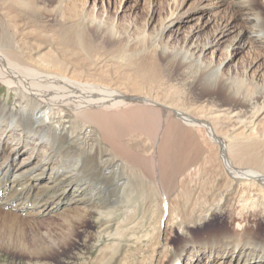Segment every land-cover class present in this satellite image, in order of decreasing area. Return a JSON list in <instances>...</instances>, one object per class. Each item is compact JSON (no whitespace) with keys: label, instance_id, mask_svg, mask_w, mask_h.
<instances>
[{"label":"bare ground","instance_id":"1","mask_svg":"<svg viewBox=\"0 0 264 264\" xmlns=\"http://www.w3.org/2000/svg\"><path fill=\"white\" fill-rule=\"evenodd\" d=\"M184 1L123 24L0 0L1 249L51 264L94 215L105 242L79 264H264V68L235 58L264 19L257 0ZM208 6L227 14L180 38ZM213 208L228 223L195 233Z\"/></svg>","mask_w":264,"mask_h":264},{"label":"rangeland","instance_id":"2","mask_svg":"<svg viewBox=\"0 0 264 264\" xmlns=\"http://www.w3.org/2000/svg\"><path fill=\"white\" fill-rule=\"evenodd\" d=\"M203 0H185L183 8L184 9H197ZM93 2L96 3L99 8H107L108 13L112 16H116L123 24L129 21H135L138 24H142L143 20L148 16L150 10H154V18L157 21L160 17H165L168 14L169 8L171 6L172 0H86L87 5L91 6ZM207 13L200 19V21L195 20V17L189 19L185 23L178 27L179 37H183L185 33L191 30L195 26H199L200 23L203 24L211 16H215V11L218 10L220 14L226 15L227 8L224 6H219L214 8V6L207 8ZM257 10L260 12L262 18L264 19V0H257ZM211 32L209 27L203 30L204 33ZM256 57L264 68V46H259L257 49L254 48L251 52L248 49H240L236 55V59L244 60L245 62L252 61V57ZM5 93V94H4ZM8 90L0 84V97L7 101ZM11 104V102H10ZM214 209V208H213ZM211 210L207 218V222L203 226L194 229L195 233L203 234L208 230L214 229L217 226L227 224V215H218L216 209ZM216 212V213H215ZM214 213V214H213ZM221 216V217H220ZM95 216H91L86 224L77 232V238L67 247L65 252L59 251L51 259L47 261L51 264H79L89 255L93 254V257L98 253L100 245H103L105 240L99 244H95L94 236L99 228V223L94 219ZM213 219V220H212ZM95 220V221H94ZM221 220V221H220ZM60 219H55L52 223L44 221L42 224L43 230H48L49 235L58 236L60 233L59 223ZM216 226V227H215ZM263 230V229H262ZM59 237H57L58 239ZM86 240V241H85ZM0 264H34L33 259L29 260L26 256L20 255L16 252L7 251L0 248ZM86 264H92L86 263Z\"/></svg>","mask_w":264,"mask_h":264}]
</instances>
